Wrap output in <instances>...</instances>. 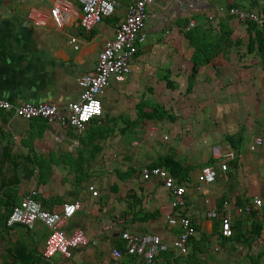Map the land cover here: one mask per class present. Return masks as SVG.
<instances>
[{"label": "crops", "instance_id": "obj_1", "mask_svg": "<svg viewBox=\"0 0 264 264\" xmlns=\"http://www.w3.org/2000/svg\"><path fill=\"white\" fill-rule=\"evenodd\" d=\"M133 1L116 0L114 15L104 19L92 31L84 32L79 24L81 8L75 0H0V99L12 104L47 103L65 111L69 103L80 98L77 78L94 73L98 53L105 42L113 38L127 6ZM214 1L154 0L153 4L146 6V41L138 47L131 63V73L123 82L110 81L101 96V119L106 127H112L113 132L101 143L103 150L98 162L96 160L94 166L88 169L91 174L89 182L73 183L85 169L83 158L76 156L79 146L73 145V141L78 140L73 129L50 124L45 126L35 121L38 119L25 121L0 111V264H23L21 259L30 261L34 257L41 260L36 264L64 262L59 254L48 263L41 259L48 235L42 223L36 222L30 230L22 226H3V206L9 203V199L18 204L32 188L36 189L42 207L48 211H58L68 202L78 201L81 204V208L68 220L64 231L69 236L76 229H81L89 243L74 250L68 264H112V251L123 246L120 240L122 231L157 235L163 243L171 246L181 228L168 225L166 217L178 211L169 207V196L159 181L155 178L143 181L141 171L149 168L160 156L169 155L176 160L197 159L200 165L198 173L200 167L211 159L214 145L231 155L228 170L220 171L215 162L218 174L213 184L197 190L196 176L184 183L187 192L182 213L189 214L196 231L188 241V253L182 256L169 250L161 253L157 262L264 264V176L257 184L260 180L258 174L244 173L246 166L243 169L242 164L245 159L241 152L231 149L225 142L226 135L241 134L248 129L249 150L253 139L259 137L253 132L255 121L249 113L243 115L242 124L236 126L241 120L238 115L242 114L237 109H241V105L248 109L263 106L264 91L239 88L241 91L234 93V88L228 87L227 92H221L224 85L231 81L236 84V80L249 89L256 88L258 79L264 80L260 63H243L253 56L238 60L233 50L227 59L219 57L214 63L201 68L191 92L186 93L192 69V49L185 38L189 21H195V27L207 21L218 27L221 20L229 19L233 37H242L243 43H246L244 26L228 13L231 8L228 6L233 0H225L224 8L220 0ZM255 1L257 5L239 1L233 7L261 10V0ZM57 3H66L69 8L67 19L60 29L55 27L48 13ZM32 9L43 13L44 25L36 26L28 19ZM71 38L77 39L78 50H74ZM239 52L245 53V50ZM232 60L235 63H230ZM167 81L170 86H167ZM200 87L204 88L207 97L217 102L210 103L213 106L209 111L204 106L197 107L198 114L203 116L204 112H208L211 115L210 111L213 114L218 111L219 115L230 114L231 121L221 137L214 132L217 127L203 133L202 128L187 125L188 122L186 134L183 130L179 132L177 114L162 103V98L177 91L195 97L197 101L196 91ZM141 101L140 111L136 105ZM152 104L163 106L175 117V121L138 125L137 115L150 111L149 105ZM217 129L222 131V127ZM197 133L204 135L199 137ZM156 137L159 139L155 140ZM196 138L202 141L198 145L200 147L195 144ZM198 153L199 156H196ZM232 161H237L236 168L229 166ZM245 179L255 181V184L244 186ZM17 180L19 183L9 190L7 183ZM90 185L98 192L97 197L88 191ZM255 199H260L262 204L253 208L250 214L238 213L233 206L227 211L219 207L221 200H241L242 204L238 207H242L251 205ZM213 209L219 217L229 214L232 223L239 222L234 236L239 235L238 229L249 243L222 238L220 220H212L207 215ZM252 213L255 216L251 217ZM253 222L263 226L259 236L253 235ZM121 260L139 264V261L125 255Z\"/></svg>", "mask_w": 264, "mask_h": 264}, {"label": "built area", "instance_id": "obj_2", "mask_svg": "<svg viewBox=\"0 0 264 264\" xmlns=\"http://www.w3.org/2000/svg\"><path fill=\"white\" fill-rule=\"evenodd\" d=\"M81 8L80 28L84 32L92 31L104 19L110 18L115 13L116 0H75ZM154 3V0H135L126 8L125 16L118 23L112 39L107 40L98 53L95 71L92 74L77 78L76 83L81 89L80 98L76 102H71L61 111L59 108L47 104L21 103L12 104L0 99V111L11 113L15 118L31 121L34 119L43 120L47 124L56 125L60 128H71L77 135H80L87 124L102 115L101 96L110 84V81L123 82L131 73V63L137 54L138 47L145 43L144 33L146 20V6ZM69 12L66 3L54 4L49 9V17L56 28L60 29L67 19ZM229 15L238 21H248L255 23L264 34V12L262 10L252 11L241 7H231ZM28 19L36 26L45 24V17L42 12L32 9L28 13ZM196 22L189 21L186 31L193 29ZM74 50H78L77 39L71 38ZM166 139V137H165ZM262 138L255 137L249 147L250 151L258 150L262 145ZM77 139L73 141L74 146H78ZM211 159L218 163V168L222 172L228 170L227 163L231 159L230 154H226L218 145L211 148ZM217 169L214 166H205L198 172L196 180L197 190L202 186L213 184L217 178ZM143 181L155 178L159 181L163 189L169 196V207L173 211H178L174 215L167 216V224L178 226L181 232L176 240L168 246L163 243L157 235L131 234L127 231L120 233V240L123 242V250L114 249L111 253L112 264H133L124 262L121 258L125 255L139 261V264H157L161 253L169 250L185 256L188 253V241L194 236L195 229L191 224L189 214L182 213L186 206L185 184H180L164 168L149 167L141 171ZM88 191L93 197L98 196L96 189L90 185ZM37 191L32 188L26 196L11 208L5 219V226L12 228L22 226L28 230L32 229L36 222L42 223L48 230L47 238L41 252L43 259L51 260L59 254L64 259L62 264L72 258L74 250L86 247L88 238L81 229H76L67 236L64 227L68 220L81 208L78 201L68 202L61 206L58 211H48L43 209L41 203L36 200ZM262 201L255 199L251 205L238 207L236 202L223 201L224 211L234 207L238 213L250 214L254 209L261 206ZM208 218L220 220V235L228 239L232 236V220L229 214L219 217L216 209L211 210Z\"/></svg>", "mask_w": 264, "mask_h": 264}, {"label": "trees", "instance_id": "obj_3", "mask_svg": "<svg viewBox=\"0 0 264 264\" xmlns=\"http://www.w3.org/2000/svg\"><path fill=\"white\" fill-rule=\"evenodd\" d=\"M239 1H250L253 4H258L255 0H233V2L228 6L233 7L237 6V2ZM260 9L264 12V0L260 1ZM114 15V14H113ZM112 15V16H113ZM111 16V17H112ZM110 17V18H111ZM208 23H199L193 29L185 32V38L188 42L189 47L192 49V54L190 56V62L192 63L191 74L188 79V85L186 87V93H190L192 87L194 85V81L196 76L198 75L201 68L208 66L219 58L223 57L227 59L228 56L235 51L236 57L238 60L243 59L245 56L252 55L257 62L260 63L261 70L264 72V34L261 29L255 23L248 21H238L239 24L244 26V30L246 32V43H243L242 37H233V29L229 26V19L221 20L218 23V27H214L211 25L209 21ZM245 50V53H240L239 50ZM241 54V57H240ZM167 86H170L169 81H167ZM172 89L174 87L171 86ZM141 101L136 105L141 111ZM150 111H142L137 115V124L142 125L147 122H153L157 124L161 121L174 122L175 117L169 114L163 106L160 104H152L149 105ZM36 122L42 123L46 126V122L43 120H35ZM133 123V122H132ZM131 123V124H132ZM105 122L101 119V116L95 119H92L86 126L85 130L81 133V135H76L79 142V147L76 150V156L83 158L84 162L82 166H85V169L82 170V173L79 178L74 179V184H80V182L87 183L90 180V173H88L89 167L94 166L95 161L99 160V154L102 152L103 147L101 143L108 139V137L113 132L112 127L110 129L105 126ZM44 130V128H43ZM242 136L240 133L235 135H226L225 142L231 149L236 151L240 150V145L242 143ZM91 161V163H90ZM238 165L237 161H232L229 163V166L236 168ZM194 164L188 161L187 159L176 160L171 156H160L157 161H155L149 167H159L167 170L178 183L184 184L190 182L191 173L195 171ZM205 166H215L214 160H209L204 163L201 168ZM198 174V173H197ZM197 177V175H196ZM40 182V181H39ZM19 183V180L8 182L7 188H15V186ZM14 191V189H13ZM36 200L39 201L38 197ZM6 205L3 206L5 218L3 220V226H5V219L11 211V208L17 204H14V199H9ZM40 202V201H39ZM12 203V204H11ZM41 203V202H40ZM223 200L220 201L219 207L222 206ZM242 201H237L236 205L240 206ZM43 206V205H41ZM44 209V208H43ZM255 216V213L251 214V217ZM239 222L232 223V236L228 239L236 240L238 242H247L249 240L245 238V234L237 229L239 235H235V230L238 228ZM6 227V226H5ZM7 228V227H6ZM263 226L253 222V235L259 236ZM193 237V236H192ZM123 243V242H122ZM118 249V248H117ZM119 249L123 250V246ZM171 257V255H167ZM44 263L49 260L43 259L42 255L40 256ZM124 257V256H123ZM159 259V257H158ZM23 264H36L41 260H38L36 257L27 260H20ZM48 263V262H47ZM135 264V263H133ZM159 264V263H157Z\"/></svg>", "mask_w": 264, "mask_h": 264}, {"label": "rangeland", "instance_id": "obj_4", "mask_svg": "<svg viewBox=\"0 0 264 264\" xmlns=\"http://www.w3.org/2000/svg\"><path fill=\"white\" fill-rule=\"evenodd\" d=\"M210 1L212 3V1H214V0H210ZM220 1H221V6L224 8L226 6L225 0H220ZM230 63H235V61L232 60V62H230ZM236 63H238V61H236ZM243 63H258V62H257V59H255L253 57L250 60H245V62H243ZM255 70H257V69H255ZM235 82H236V84H234V81H231V82L227 83L226 85H224L221 88V90H222L221 92H227L229 90L228 87L234 88V90L236 91L234 93H237L238 91L245 90V89H247L249 91H253V92L255 90L258 92L264 91V80L261 78L258 79L259 85H257V87L253 88V89H249L248 87H246L241 82H238L237 80ZM238 84H239V86H238ZM239 88H241V90H238ZM183 93H184V90H183ZM196 94L198 95L197 101L194 100L195 97H188V95L186 93L185 94H179V92L177 91L175 93L169 94L165 98H162L163 99L162 103H164L163 105H165L168 110H171L173 113L177 114V119H179V122L177 125H180L179 129H178L179 132L183 130L184 134H186L185 127H186V122H188L189 124H187V125L194 124L195 128H202L203 133L205 132V130H208V129H213L215 127H217V128L222 127V131L218 132L217 128L214 131L217 134V136L221 137L222 134H224L225 130H227V127H228L227 124H229L231 121L229 119L230 114L225 115V113H221V115H219L218 111L215 114H213L210 111L211 115H209L208 112L207 113L204 112L205 115L201 116L200 114H198L196 112L199 109L197 107H203L204 106V108L207 111H209V110H211V107L213 106V105H210V103H213V102L216 103L217 101H213L209 97H207V93L204 91L203 87L198 88V90L196 91ZM259 99H260V97H259ZM260 101H262V100L260 99ZM262 102H264V101H262ZM255 103H259V102L256 101ZM209 107H210V109H209ZM228 109L231 110L232 107L229 106ZM233 109H234V112H233V115H234L236 112H235L234 107H233ZM237 110L241 111L242 114L238 115V117L241 118V120L237 121L236 126H240V124H242L241 121L244 119L243 115H246V113L253 115V121H255V127L253 129L254 130L253 132L255 135L261 137L262 141H263L262 146L259 148V150L257 152H250L248 150V144H249L248 142L249 141L247 139L248 138V134H247L248 129L244 128L245 131H243L241 133L242 136H245L241 145H240V150H239L242 154V157L245 159V161L242 164L243 169L246 166V170L244 173H246L247 175H249L251 173L258 174L260 177V180L258 181L257 184H260L261 183V177L264 176V105L261 107L259 106L258 109L255 106L248 109L247 107H244L243 105H241V109H237ZM223 121H227V123L224 124ZM236 129H237V127H236ZM203 133H201V134H203ZM197 134L199 137L204 135V134L201 135L199 133H197ZM227 134H231V133H227ZM156 139H159V138L156 137L155 140ZM201 139H203V138H201ZM195 144H197V146L199 144L201 145L202 141L197 140V138H196ZM198 147H200V146H198ZM196 156H199V153L196 154ZM189 159H190V162L195 165L194 166L195 171L193 173H191V177L194 179L200 165H199V161L197 159H192V158H189ZM249 184H255V181H250L248 179L243 180L244 186H249Z\"/></svg>", "mask_w": 264, "mask_h": 264}]
</instances>
